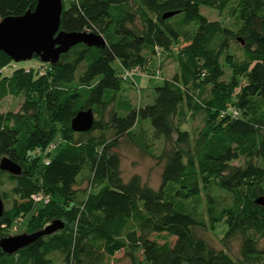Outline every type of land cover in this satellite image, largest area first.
<instances>
[{
    "label": "trees",
    "instance_id": "trees-1",
    "mask_svg": "<svg viewBox=\"0 0 264 264\" xmlns=\"http://www.w3.org/2000/svg\"><path fill=\"white\" fill-rule=\"evenodd\" d=\"M36 3L0 0V20ZM202 7L232 8L237 27L210 21ZM60 29L97 34L106 45L80 43L45 71L0 52V161L21 166L18 176L0 170L15 182L0 239L24 216L26 234L63 225L17 253L0 249V264H54L58 253L63 264H108L120 252L132 264H264V0H71ZM180 41L178 70L162 78L151 103L134 108L121 93L123 82L134 83L124 70L146 68ZM8 95L23 96L17 112L1 111ZM82 110L94 123L77 133L71 121ZM199 111L203 127L192 137L182 125ZM127 139L161 164L157 189L137 174L124 181ZM217 191L232 204L218 207ZM38 193L49 202L35 203ZM202 196L200 214L190 202ZM219 225L220 250L204 236ZM160 235L175 242L159 243Z\"/></svg>",
    "mask_w": 264,
    "mask_h": 264
},
{
    "label": "rangeland",
    "instance_id": "rangeland-1",
    "mask_svg": "<svg viewBox=\"0 0 264 264\" xmlns=\"http://www.w3.org/2000/svg\"><path fill=\"white\" fill-rule=\"evenodd\" d=\"M65 8L69 7V4L71 0H63ZM201 13L207 17L210 21L219 20L222 21L224 24L229 26L230 28L235 29L237 27V19L234 16V12L232 11V8L225 9L221 14H219L216 10L210 9V8H201ZM184 42L180 41L179 44L175 45L172 49V52H163L160 57L154 56L152 59H150L148 66L146 68H142V72H144L146 75H148L150 78V81L145 86H139L136 88L134 83L131 82H123L122 84V92H126L128 95V99L131 101L132 106L134 108H138L139 106H144L146 104V100L148 97L155 96L154 95V88L156 86L161 85L162 78H166L168 76L172 77L174 73L178 70L176 56H174L181 47H183ZM231 51L233 53H236L237 56L241 55V52L238 50V47L236 44H233L231 47ZM174 54V55H173ZM40 62V60L37 59H31L29 61L24 62L23 66L29 68H34L38 66H43L42 71H45L46 63ZM12 65V64H11ZM9 65V66H11ZM8 69H11L9 67ZM145 70V71H144ZM162 71V74H157L156 72ZM225 76L224 79H228L230 75V70H225ZM142 73V74H144ZM141 75V74H140ZM139 78H137V81ZM160 80V81H159ZM131 87L130 90L127 89V87ZM23 96H12L8 95L1 101V111L2 112H17L23 103ZM148 127L151 129V126L149 122H147ZM183 130H188L192 137H195L197 131H199L203 127V113L202 112H196L195 115L187 118L185 123L182 125ZM137 132L139 130H136ZM59 136V135H58ZM58 137L57 140L58 141ZM121 156H122V162H121V170L124 181H128V179L133 175H139L142 179V182L144 184H147L155 189H157L160 186L161 183V172H162V166L161 164H157L156 161L147 153L142 152L139 147H137L131 140H128L122 145L121 149ZM158 152V150H157ZM241 161L235 162V164H239ZM85 172V171H84ZM83 172V173H84ZM87 176V173H85ZM1 185H0V199L3 204V211L9 210L12 207L13 201L10 195V191L15 186V182L11 181L7 177H0ZM88 181L84 179L81 186L87 187ZM212 195L215 197L216 203L218 204V207H228L232 204V199L229 195L226 193H223L221 191H217L216 193H212ZM191 206H195L197 211L202 214L205 211L206 207V198L205 196L201 197L200 201H193L190 202ZM220 208V209H221ZM28 216H24L21 218L20 222L17 223L12 229L8 230V233L10 236H17L26 234V222H27ZM204 236L207 238V240L210 242V244L215 247L216 249H221V237H222V225H219L215 232L211 233H204ZM1 237V236H0ZM6 238V237H5ZM159 243H164L165 241H168L170 244H173L175 242L174 237L167 238L164 235L158 236ZM239 251V244L236 242H232L229 245V253L232 256H237ZM54 264H63L62 262V256L60 253L54 255ZM108 264H132L131 259L125 255L124 252L118 253L115 258L110 259Z\"/></svg>",
    "mask_w": 264,
    "mask_h": 264
},
{
    "label": "water",
    "instance_id": "water-1",
    "mask_svg": "<svg viewBox=\"0 0 264 264\" xmlns=\"http://www.w3.org/2000/svg\"><path fill=\"white\" fill-rule=\"evenodd\" d=\"M63 13L62 0H37L32 11L18 17H6L0 20V52L5 53L14 62H26L40 57L41 62L53 64L61 54L70 48L84 43L89 46H105L102 36L93 33H67L60 29ZM169 13L165 17L172 16ZM94 116L91 110L79 111L71 121L74 132L84 133L92 129ZM0 170L11 175L21 174V166L8 158L0 161ZM257 203L264 205V199ZM3 214V204L0 200V216ZM61 222H54L42 233L22 234L0 239V249L6 254L17 253L30 245L40 235L55 232L62 227Z\"/></svg>",
    "mask_w": 264,
    "mask_h": 264
},
{
    "label": "built area",
    "instance_id": "built-area-1",
    "mask_svg": "<svg viewBox=\"0 0 264 264\" xmlns=\"http://www.w3.org/2000/svg\"><path fill=\"white\" fill-rule=\"evenodd\" d=\"M140 74H142V69L140 67H134L132 69H126V70H124V73H123V80L124 81H134V77L138 76ZM233 114L235 116H237L238 112L234 111ZM45 163L49 164V161L46 160ZM49 199L50 198L48 197V195H45L43 193H38V194L33 196V201L35 203L47 204L49 202Z\"/></svg>",
    "mask_w": 264,
    "mask_h": 264
},
{
    "label": "crops",
    "instance_id": "crops-1",
    "mask_svg": "<svg viewBox=\"0 0 264 264\" xmlns=\"http://www.w3.org/2000/svg\"><path fill=\"white\" fill-rule=\"evenodd\" d=\"M145 71V70H144ZM144 73V72H143ZM137 78H139V80L137 81ZM150 77L148 76V75H146L145 73L144 74H141V75H138V76H135L134 77V83H135V87L137 88L138 87V85L139 86H145V85H147L148 84V82L150 81V79H149ZM167 79H169L170 78V76H168V77H166ZM160 81V80H159ZM162 81V80H161ZM131 87L132 86H130V87H127V89L128 90H130L131 89ZM124 98H126V100H128V102H130L131 103V101L128 99V95L126 94V92H124ZM147 102V104H149V103H151L152 101H153V96H151V97H148L147 98V100H146Z\"/></svg>",
    "mask_w": 264,
    "mask_h": 264
}]
</instances>
